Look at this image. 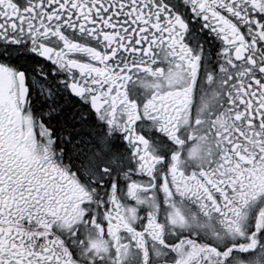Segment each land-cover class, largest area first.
Returning <instances> with one entry per match:
<instances>
[{
    "label": "snow or ice",
    "instance_id": "6c2138e0",
    "mask_svg": "<svg viewBox=\"0 0 264 264\" xmlns=\"http://www.w3.org/2000/svg\"><path fill=\"white\" fill-rule=\"evenodd\" d=\"M0 264H264V0H0Z\"/></svg>",
    "mask_w": 264,
    "mask_h": 264
}]
</instances>
